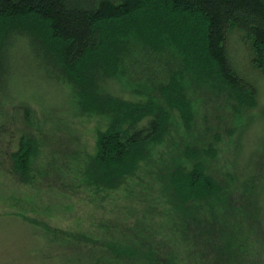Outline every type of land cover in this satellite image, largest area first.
I'll return each instance as SVG.
<instances>
[{"label":"trees","instance_id":"16d2710c","mask_svg":"<svg viewBox=\"0 0 264 264\" xmlns=\"http://www.w3.org/2000/svg\"><path fill=\"white\" fill-rule=\"evenodd\" d=\"M232 28L248 38L253 65L264 76V0H0V55L8 48L13 52L3 74L13 71L15 61L24 65L18 70H33V64L49 80L61 71L68 76L70 103L92 115L94 106L108 114L104 128L97 127L95 150L82 163L78 153L68 159L63 172L74 190L83 186L91 199L100 200L88 216L81 210L83 196L57 200V189L45 190H53L48 198L38 188L13 189L44 211L49 202L60 205L67 217L76 215L62 233L64 241L48 231L41 253L58 262L64 247L69 264H233L227 254L242 247L235 239L245 232L237 225L227 228L222 223L226 215L216 216L231 210L220 184L204 167L212 154L209 138L219 139L218 133L206 141L202 135L199 148L184 145L162 182L138 176L161 146L167 108L181 117L190 114L187 82L199 85L208 100L230 105L254 101L257 77L239 68L226 49ZM100 69L108 75L120 71L127 83L138 81L144 97L129 99L120 91L118 96L107 80H96ZM32 148L20 142L13 155L17 169L11 172L19 178L31 174L26 156ZM59 171L42 175L57 181ZM263 206L254 198L243 200L242 207L250 210L242 213L260 219ZM232 214H238L234 208Z\"/></svg>","mask_w":264,"mask_h":264},{"label":"rangeland","instance_id":"374dc122","mask_svg":"<svg viewBox=\"0 0 264 264\" xmlns=\"http://www.w3.org/2000/svg\"><path fill=\"white\" fill-rule=\"evenodd\" d=\"M5 35L3 39L7 42L8 34ZM226 49L239 68L257 77L259 84L254 101L230 105L216 99L208 100L199 85L187 82L185 89L191 103L190 114L181 117L167 108L169 119L161 146L154 148L155 154L147 158L138 176L147 177L154 183L162 182L165 169L173 163L174 157L182 156L180 149L184 145L189 143V146L199 148L202 135L206 141L218 133L219 139L209 138L212 154H208L204 167L220 184L223 202L231 214L216 216L226 215L222 217V223L227 228L237 225L245 232L243 238L235 239L242 245L239 250L222 254H227L233 264H264V216L259 219L257 215L242 213L245 209L250 210L242 207L243 200L254 198L264 205V76L253 65L248 38L239 29L232 28L227 33ZM12 56L10 48L0 55V264H69V252L64 247L59 257L55 246L51 250L58 262L39 250L45 249L46 240L51 235V238L64 241L62 233L76 215L67 217L60 205L49 202L44 204L50 205L49 210L44 211L36 200L28 203L26 195L17 194L13 189L38 188L46 198L57 189L60 192L57 200H77L83 196L86 203L81 210L88 216L100 205L97 202L100 200L91 199L90 191L83 186L74 190L63 172L69 165L68 159L78 153L82 163L86 153L95 150L97 127L104 128L108 114L94 106L96 113L92 115L89 109L79 111L74 103H70L68 76L61 71H55L56 80H49L39 76L43 71H36L33 64L30 65L33 70H18L24 65L15 61L13 71L6 77L4 68L11 66ZM34 72L38 77L33 78ZM96 74V80H107L118 96L119 91L129 99L145 95L141 83L137 80L135 84L127 83L120 71L112 69L108 75L100 69ZM59 81H62L61 85ZM212 125L213 129H210ZM20 142L33 146L26 156L27 171L31 174L22 178L11 172L17 169L13 155ZM236 160L240 161L239 180L235 173ZM57 169H60L57 181L42 175ZM50 177H53L52 173ZM49 188L53 190L46 193ZM28 204L41 210L36 212ZM233 208L238 214H232ZM37 217L41 219L34 220ZM33 220L38 224L36 232L31 226ZM48 231L55 232L50 235ZM244 244L247 245L245 249Z\"/></svg>","mask_w":264,"mask_h":264}]
</instances>
